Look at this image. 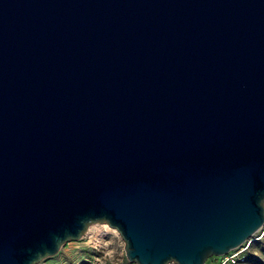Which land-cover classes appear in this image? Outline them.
Instances as JSON below:
<instances>
[{
    "label": "water",
    "instance_id": "obj_1",
    "mask_svg": "<svg viewBox=\"0 0 264 264\" xmlns=\"http://www.w3.org/2000/svg\"><path fill=\"white\" fill-rule=\"evenodd\" d=\"M96 223L134 264L261 228L264 0H0V264Z\"/></svg>",
    "mask_w": 264,
    "mask_h": 264
},
{
    "label": "rangeland",
    "instance_id": "obj_2",
    "mask_svg": "<svg viewBox=\"0 0 264 264\" xmlns=\"http://www.w3.org/2000/svg\"><path fill=\"white\" fill-rule=\"evenodd\" d=\"M109 228L111 232L102 233L103 239H99L95 245H89V240L82 236L77 241L65 243L54 257L43 259L37 264H134L126 257L119 233ZM243 247L245 260L242 264H264V224ZM212 260L210 258L205 264H212Z\"/></svg>",
    "mask_w": 264,
    "mask_h": 264
},
{
    "label": "built area",
    "instance_id": "obj_3",
    "mask_svg": "<svg viewBox=\"0 0 264 264\" xmlns=\"http://www.w3.org/2000/svg\"><path fill=\"white\" fill-rule=\"evenodd\" d=\"M245 244V243H244ZM244 244L239 248L227 253L222 257H215L212 260V264H242L245 260Z\"/></svg>",
    "mask_w": 264,
    "mask_h": 264
},
{
    "label": "bare ground",
    "instance_id": "obj_4",
    "mask_svg": "<svg viewBox=\"0 0 264 264\" xmlns=\"http://www.w3.org/2000/svg\"><path fill=\"white\" fill-rule=\"evenodd\" d=\"M110 231V228L106 225V223H101L97 225L88 226L84 237L89 240V245H95L99 239H103L102 233H107ZM111 232V231H110ZM207 262V261H206Z\"/></svg>",
    "mask_w": 264,
    "mask_h": 264
},
{
    "label": "crops",
    "instance_id": "obj_5",
    "mask_svg": "<svg viewBox=\"0 0 264 264\" xmlns=\"http://www.w3.org/2000/svg\"><path fill=\"white\" fill-rule=\"evenodd\" d=\"M210 264V263H209Z\"/></svg>",
    "mask_w": 264,
    "mask_h": 264
}]
</instances>
